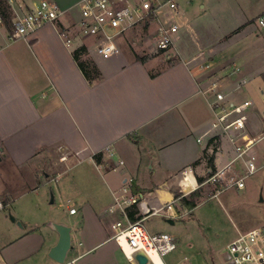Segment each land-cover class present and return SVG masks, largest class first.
<instances>
[{
    "label": "crops",
    "instance_id": "obj_1",
    "mask_svg": "<svg viewBox=\"0 0 264 264\" xmlns=\"http://www.w3.org/2000/svg\"><path fill=\"white\" fill-rule=\"evenodd\" d=\"M1 1L4 3H0V12L2 9L5 19L0 23V196L5 197L7 208H0V219L10 222L8 211L17 197L36 194L42 203L32 205V215L18 218L21 226L17 219L11 222L15 226L10 227L14 236L12 240L0 239V264L28 260H35L32 264H59L49 257L50 249L59 241L53 224L71 227V236L74 227L66 224V218L55 210L49 211L46 203L54 205L58 199L64 205L66 185L63 188L59 180L65 177L66 167L72 161V167L88 162L111 175L116 186L111 190L112 197L121 192L127 179L133 178L134 193L165 202L176 194L172 180L186 167H192L200 184L210 167L221 168L234 157L227 138L220 140V151L212 152L209 148V136L205 133L215 114L208 88L228 74L225 80L230 83L255 78V73H246L245 62L241 66L236 60L233 66L227 62L228 58L242 54L241 43L252 34L251 18L220 30L206 50L183 54L176 46L178 36L172 47L177 52L175 57L169 55L170 51L164 53L166 57H142L136 52L132 29L131 35L127 32L118 40L120 54L104 59L96 54L95 46L90 48L84 43L80 0H50L65 14L20 39L12 38L15 24L44 0ZM164 12L161 9L159 18L134 29L150 27L157 34L159 24L165 22ZM82 46L88 49L83 59L93 61L100 70V77L93 82L86 79L73 56ZM232 47V56L226 55ZM155 50L156 47L153 53ZM202 53L204 57L200 56ZM204 63L210 65L209 70L200 68ZM253 107L254 102L249 109L251 114ZM249 125L255 131L250 122ZM97 155H102L100 163L96 161ZM212 157L214 162L210 166ZM116 172L120 178L112 175ZM153 177H158L159 182L154 183ZM50 182L57 183L53 203L47 202ZM113 204L105 210L107 213H112ZM72 208L69 207V214L76 216L78 211L71 214ZM44 226L51 227L54 236H45L41 230ZM145 230L148 234L161 233ZM98 235L96 229L84 232L86 248L74 261L85 258L104 243L112 244L113 258L118 253L125 256L114 234L103 235L97 241Z\"/></svg>",
    "mask_w": 264,
    "mask_h": 264
},
{
    "label": "rangeland",
    "instance_id": "obj_2",
    "mask_svg": "<svg viewBox=\"0 0 264 264\" xmlns=\"http://www.w3.org/2000/svg\"><path fill=\"white\" fill-rule=\"evenodd\" d=\"M177 3L180 10L177 16L180 41L176 40L177 44L176 41L175 44L183 54L185 51L206 50L210 48L208 46L217 38L220 30H226L235 24L242 23L246 17L253 20L251 24L254 25L249 28L252 34L244 40V43H241V46H244L240 47L243 50L242 54L236 57L237 59L228 58L227 62L232 66L235 65V60L238 66L245 62L246 73L253 72V75L255 73V78L249 82L248 79L243 78L241 83L240 81L230 83L225 80L229 77L228 74L224 79L219 78L218 84L220 90L227 96L226 103L233 102L238 105L248 99L254 102L252 114L249 113V122L258 133L260 114L264 111V93L260 92L264 90V25L260 23L261 20L264 21V0H177ZM150 29L144 26L138 29L140 31L133 29L136 52L146 59L164 55V53H153L157 34ZM127 34L131 35L130 31ZM83 40L90 48L94 47L93 38L85 37ZM79 43L80 40L74 47ZM232 49L235 48L232 47L225 54L232 56L234 51ZM169 55L175 57L177 52L171 48ZM204 64L208 65V63ZM229 70L234 71L231 68ZM70 164L69 168L66 167L65 177L59 180L63 188L66 185L64 205L62 206L58 199L54 205L46 203L49 211L55 210L62 218H66V224L74 227L72 249L68 254L66 264H88L90 262L131 264L122 253H118L116 258L112 257L111 243L100 245L83 259L73 260L78 258L86 248V245H83L85 231L96 229L99 234L96 237L98 241L101 237L103 238V235L105 237L108 234H114L113 224L117 222L126 224V219L119 214L118 210L112 213L105 211L114 202L111 190L116 186L111 180V175H107L103 168L96 169L88 162L76 167H72L74 161ZM144 172L147 173L146 170ZM112 175L119 177L118 172ZM158 176H163V174H158ZM233 176L234 173H230L217 185L207 184L201 188L200 196L197 198L198 205L194 209L189 210L180 205L179 210L186 211L187 215L175 221L174 225L160 216H152L145 221L144 226L148 231L167 232L177 239V248L162 257L164 264H179L185 257L188 259L185 264H233L228 245L239 234L254 229L264 231V201H261V197L264 200V169L245 181V189L231 188L218 193ZM153 178L154 183L159 182L158 177ZM50 183L48 203L51 200V192L54 193L57 188V183ZM15 200H17L16 203H13L8 211L10 222L0 219V239L12 240L14 236V230L10 229V227H15L11 223L13 222L11 216L19 222L18 218L32 215L30 212L32 205L42 203V199H39L36 194L21 199L17 197ZM0 201L4 202L5 197L0 196ZM71 206L78 211L76 216L69 214ZM50 229L51 227L44 226L41 230L45 236H54ZM3 234L5 236H1ZM153 258L157 264H163L155 254ZM34 261L28 260L20 264H32Z\"/></svg>",
    "mask_w": 264,
    "mask_h": 264
},
{
    "label": "built area",
    "instance_id": "obj_3",
    "mask_svg": "<svg viewBox=\"0 0 264 264\" xmlns=\"http://www.w3.org/2000/svg\"><path fill=\"white\" fill-rule=\"evenodd\" d=\"M78 9L82 37L93 38L96 54L104 59L120 54L118 40L137 26L159 18L161 9L165 11V22L158 26L155 52H169L179 36L177 16L180 10L177 0H80ZM64 14L55 2L44 0L19 19L12 38L26 37L46 24L55 23ZM2 21L0 14V23ZM260 23L264 25L263 20ZM67 43L71 44V40L68 39ZM200 56L204 57L205 54ZM200 68L208 69L210 65L203 64ZM208 93L213 95L210 104L215 114L209 131L205 133V136H209V148L212 152L220 151V140L227 138L235 155L221 168L210 167L204 182L200 184L197 183L192 167H186L178 178L172 180L177 192L171 200L165 202L134 193V179L126 180L121 192L113 194L114 204L110 212L118 210L126 219V224H113V238L127 259L134 263V254L138 251L145 252L150 258V264H155L150 253L152 250L162 259L177 248V240L172 234H148L143 226L147 219L160 216L167 221L180 220L187 215L186 211L178 208L182 198L189 197L207 184L217 185L230 173H234V176L218 193L231 188L243 190L245 181L264 169V112L260 130L256 133L249 125L252 101H244L238 105L233 102L226 103L227 96L220 90L217 81L210 84ZM198 142L202 143V138ZM70 213L75 214L76 209H70ZM227 248L233 264H264V231L254 229L239 234ZM187 260L185 257L179 264H185Z\"/></svg>",
    "mask_w": 264,
    "mask_h": 264
},
{
    "label": "trees",
    "instance_id": "obj_4",
    "mask_svg": "<svg viewBox=\"0 0 264 264\" xmlns=\"http://www.w3.org/2000/svg\"><path fill=\"white\" fill-rule=\"evenodd\" d=\"M1 4H3L4 2L1 1ZM1 8V7H0ZM2 19H5V15L4 12H0ZM88 53V49L85 46H82L80 48H78L77 50L74 51V59L76 60V62L78 63V66L80 68V70L82 71V73L84 74V76L86 77V79L90 82H93L95 80H97L100 77V70L98 69L97 65L91 61V60H84V56ZM101 157L102 155H97L96 156V161L98 163L101 162ZM213 157L209 158V165L213 166ZM200 183L204 182V179H200L199 180ZM200 196V190H196L195 192H193L190 197H184L181 200V205L184 208H188L189 210L194 209L195 207H197L198 203H197V198ZM2 202V201H1ZM2 205L4 208H7V202H2Z\"/></svg>",
    "mask_w": 264,
    "mask_h": 264
},
{
    "label": "water",
    "instance_id": "obj_5",
    "mask_svg": "<svg viewBox=\"0 0 264 264\" xmlns=\"http://www.w3.org/2000/svg\"><path fill=\"white\" fill-rule=\"evenodd\" d=\"M261 201H264L261 197ZM51 202H54V194L51 193ZM13 222L16 221L14 217L11 216ZM21 226L20 222H17ZM173 224V222H171ZM53 229L59 234L58 243L50 249L49 257L59 264H65L67 255L72 248V228L63 224H53ZM135 264H150V258L143 251H138L134 254Z\"/></svg>",
    "mask_w": 264,
    "mask_h": 264
},
{
    "label": "bare ground",
    "instance_id": "obj_6",
    "mask_svg": "<svg viewBox=\"0 0 264 264\" xmlns=\"http://www.w3.org/2000/svg\"><path fill=\"white\" fill-rule=\"evenodd\" d=\"M150 253H151V256L154 255V254H155L156 256H158L153 250H152ZM158 257H159V256H158Z\"/></svg>",
    "mask_w": 264,
    "mask_h": 264
}]
</instances>
